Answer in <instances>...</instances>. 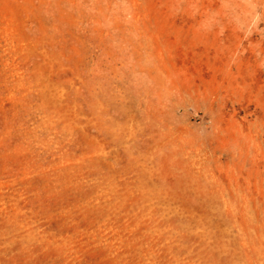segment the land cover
Returning a JSON list of instances; mask_svg holds the SVG:
<instances>
[{
  "label": "rangeland",
  "instance_id": "1",
  "mask_svg": "<svg viewBox=\"0 0 264 264\" xmlns=\"http://www.w3.org/2000/svg\"><path fill=\"white\" fill-rule=\"evenodd\" d=\"M0 264H264V0H0Z\"/></svg>",
  "mask_w": 264,
  "mask_h": 264
}]
</instances>
